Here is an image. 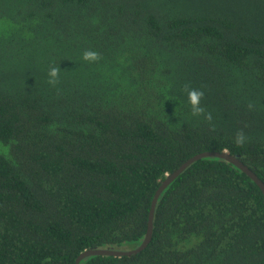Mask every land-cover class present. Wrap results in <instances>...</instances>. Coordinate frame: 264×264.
<instances>
[{
  "label": "trees",
  "instance_id": "16d2710c",
  "mask_svg": "<svg viewBox=\"0 0 264 264\" xmlns=\"http://www.w3.org/2000/svg\"><path fill=\"white\" fill-rule=\"evenodd\" d=\"M0 143V264L138 247L161 181L202 152L264 184V0H0ZM80 264H264L263 195L200 159L160 194L143 251Z\"/></svg>",
  "mask_w": 264,
  "mask_h": 264
},
{
  "label": "water",
  "instance_id": "95a60500",
  "mask_svg": "<svg viewBox=\"0 0 264 264\" xmlns=\"http://www.w3.org/2000/svg\"><path fill=\"white\" fill-rule=\"evenodd\" d=\"M203 158H217V159H221V160H224L230 163L231 165L236 167L238 170H240L242 173H244L248 178H250L252 182L255 183V185L259 188L264 198V184L256 177V175L251 170H249L237 158L227 154L226 152H202V153L196 154L195 156L189 158L183 164H181L175 171L166 175L165 178L161 181L156 191L154 192L151 203H150L149 212H148L146 233H145V236L142 242L139 244L138 247L132 250H106V249L84 250L75 258L74 264H80L82 260L89 258V257H93V256L124 257V256L136 255L140 253L141 251H143L151 239L154 210H155V206H156V203H157V200L160 194L189 165Z\"/></svg>",
  "mask_w": 264,
  "mask_h": 264
},
{
  "label": "clouds",
  "instance_id": "9594fccd",
  "mask_svg": "<svg viewBox=\"0 0 264 264\" xmlns=\"http://www.w3.org/2000/svg\"><path fill=\"white\" fill-rule=\"evenodd\" d=\"M82 59L84 61L93 62L100 59L99 53L95 50L85 49L82 53ZM60 68L59 66H50L48 69V82L55 85L59 79ZM188 102L191 105V113L193 116H200L204 114L208 120L212 119L211 113H206L204 107L201 106V99L204 95L203 91L195 88H186ZM167 100V99H166ZM245 136L242 133H237L236 143L241 144L245 140Z\"/></svg>",
  "mask_w": 264,
  "mask_h": 264
},
{
  "label": "rangeland",
  "instance_id": "374dc122",
  "mask_svg": "<svg viewBox=\"0 0 264 264\" xmlns=\"http://www.w3.org/2000/svg\"><path fill=\"white\" fill-rule=\"evenodd\" d=\"M6 150H7V146L6 145H2L1 143H0V152H2L3 154L6 152ZM5 151V152H4Z\"/></svg>",
  "mask_w": 264,
  "mask_h": 264
}]
</instances>
